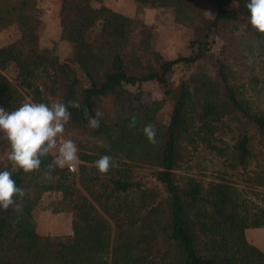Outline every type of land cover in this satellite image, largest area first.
<instances>
[{
	"label": "trees",
	"instance_id": "1",
	"mask_svg": "<svg viewBox=\"0 0 264 264\" xmlns=\"http://www.w3.org/2000/svg\"><path fill=\"white\" fill-rule=\"evenodd\" d=\"M131 1L133 16L103 0H60L59 39L71 46L61 60L40 46L41 20L28 12L37 0H0V31L15 24L19 32L0 46V107L79 104L69 106L63 136L78 146L75 171L49 175L52 154L31 173L7 154L0 160L25 190L15 197L19 214L0 210V264H264V252L245 236L246 228L264 227L257 93L264 90V34L251 27L246 0ZM145 9L167 10L188 30V54L170 59L152 49ZM176 64L189 71L171 86ZM146 81L163 86L161 99H145ZM165 101L170 112L162 122ZM85 109L103 113L98 128ZM132 116L135 128L128 127ZM147 123L156 126L157 144L140 131ZM201 151L219 162L209 180L190 171ZM103 155L119 167L99 173L94 162ZM46 193L51 212L71 213L69 242L36 230L33 213Z\"/></svg>",
	"mask_w": 264,
	"mask_h": 264
},
{
	"label": "clouds",
	"instance_id": "2",
	"mask_svg": "<svg viewBox=\"0 0 264 264\" xmlns=\"http://www.w3.org/2000/svg\"><path fill=\"white\" fill-rule=\"evenodd\" d=\"M245 7L250 13L251 27L264 34V0H246ZM69 106L78 107L77 101H55L51 104L29 101L22 103L13 111L0 107V134L10 145L7 160L25 173L40 169L43 158L50 154L53 159L47 164L49 175L56 168L68 167L75 171L78 164V146L71 138H63L65 126L70 120ZM88 124L98 128L103 113L94 110L90 115L85 109ZM137 118L132 116L128 127L135 128ZM151 144H157V129L152 123L145 124L140 129ZM99 173L107 174L111 168L119 167L110 155H103L94 162ZM13 173L7 168L0 170V210H11L19 214L22 209L15 197L25 196V190L18 187L12 178ZM16 221H13L15 226Z\"/></svg>",
	"mask_w": 264,
	"mask_h": 264
},
{
	"label": "rangeland",
	"instance_id": "3",
	"mask_svg": "<svg viewBox=\"0 0 264 264\" xmlns=\"http://www.w3.org/2000/svg\"><path fill=\"white\" fill-rule=\"evenodd\" d=\"M103 6L132 13L133 9L130 0H105ZM231 5H235L232 3ZM57 2L55 0H37L34 7L29 8L30 14L37 15L40 20L39 41L41 47H46L54 51L61 60L69 58L71 46L69 43L59 39L57 27ZM208 16H212V8L206 11ZM143 21L147 25H151V47L160 52L166 58H174L177 55H186L189 53L187 41L189 32L184 27H177L172 21L169 11L161 9H146ZM1 41H13L19 35L15 24L9 25L3 29ZM189 69L182 64H176L171 73L167 75L169 84L174 86L183 75L188 73ZM144 89V97L146 100L161 99L163 97V86L156 81H146L142 83ZM258 103L264 106V90L258 91ZM170 112V102L165 101L158 113V118L162 122H166ZM65 138V137H63ZM10 145L2 138L0 134V160L5 158ZM201 160L199 167L197 160ZM190 171L198 178L209 180L217 174L216 164L209 163V155L201 151L198 158L190 163ZM137 173H148L147 169H138ZM53 199V195L46 193L39 205L34 210V220L36 222V230L40 234L49 235L54 243L69 242L71 238V213L67 211L53 213L49 209L48 203ZM245 236L249 242L259 247L264 252V227H249L245 229Z\"/></svg>",
	"mask_w": 264,
	"mask_h": 264
},
{
	"label": "crops",
	"instance_id": "4",
	"mask_svg": "<svg viewBox=\"0 0 264 264\" xmlns=\"http://www.w3.org/2000/svg\"><path fill=\"white\" fill-rule=\"evenodd\" d=\"M56 2H57V27H58V30H59V26H58V9H59V2H60V0H55ZM105 0H103V2H104ZM102 2V3H103ZM130 2H131V6H132V9H133V11H132V13H125L124 11H121V10H118V9H115L114 7H112L111 9H114V10H117V11H120V12H122V13H124V14H126V15H129V16H133L134 14H135V7H134V5H133V3H132V1L130 0ZM146 10V9H145ZM145 10H144V13H145ZM144 16V15H143ZM3 32H4V30H2V31H0V46H2V45H5V44H7V43H9V42H11V41H1V39H2V36L4 35L3 34ZM58 34H59V31H58Z\"/></svg>",
	"mask_w": 264,
	"mask_h": 264
},
{
	"label": "built area",
	"instance_id": "5",
	"mask_svg": "<svg viewBox=\"0 0 264 264\" xmlns=\"http://www.w3.org/2000/svg\"><path fill=\"white\" fill-rule=\"evenodd\" d=\"M52 156H53V155H52ZM64 168H66L67 170L71 171L68 167H64Z\"/></svg>",
	"mask_w": 264,
	"mask_h": 264
}]
</instances>
